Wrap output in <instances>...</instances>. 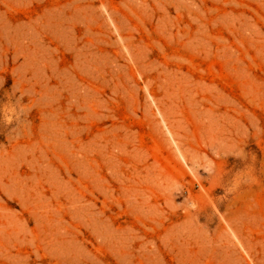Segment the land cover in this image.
<instances>
[{"label":"rangeland","instance_id":"obj_1","mask_svg":"<svg viewBox=\"0 0 264 264\" xmlns=\"http://www.w3.org/2000/svg\"><path fill=\"white\" fill-rule=\"evenodd\" d=\"M0 264H264V0H0Z\"/></svg>","mask_w":264,"mask_h":264},{"label":"bare ground","instance_id":"obj_2","mask_svg":"<svg viewBox=\"0 0 264 264\" xmlns=\"http://www.w3.org/2000/svg\"><path fill=\"white\" fill-rule=\"evenodd\" d=\"M67 132H68V131H67V129H65V128L62 130V133H63V134H64V133L67 134ZM62 133L60 132L61 137L58 136L57 134H55V135H53V136H50L48 141L52 142L53 145H54V144H55V145H58L59 142H60L61 140L63 141ZM64 140H67V138H64ZM43 146H44V145H41V146H40V149H43ZM78 151H79L80 155L83 154V145H82L81 143H79V145H78Z\"/></svg>","mask_w":264,"mask_h":264}]
</instances>
